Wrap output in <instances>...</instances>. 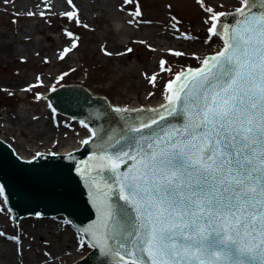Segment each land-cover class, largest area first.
<instances>
[{"label":"snow or ice","instance_id":"snow-or-ice-1","mask_svg":"<svg viewBox=\"0 0 264 264\" xmlns=\"http://www.w3.org/2000/svg\"><path fill=\"white\" fill-rule=\"evenodd\" d=\"M253 3L241 0L231 25L207 9L209 37L223 47L175 74L163 112L122 117V135L97 144L101 171L89 182L100 222L90 246L107 264H264V0L259 12ZM64 15L79 25L76 11ZM66 36L71 47L60 59L78 47ZM148 79L155 85V75Z\"/></svg>","mask_w":264,"mask_h":264},{"label":"rangeland","instance_id":"rangeland-1","mask_svg":"<svg viewBox=\"0 0 264 264\" xmlns=\"http://www.w3.org/2000/svg\"><path fill=\"white\" fill-rule=\"evenodd\" d=\"M16 1L0 0V44L9 35L18 36L24 43V46L14 43V46H19V52L10 60L2 58L9 48L0 46V122L5 128L0 135L13 153L21 152L14 148V141L32 150L24 156L35 152H57L62 145L78 143V138L87 133L81 129L79 122L70 121L67 116L61 118V114L55 115L50 106L41 101L46 90L81 83L94 90L97 96L118 105L144 106L155 103L166 93V85L174 79L175 74L185 67L198 66L204 55L214 54L223 46L219 37H209L211 14L207 9L211 8L216 13H230L241 7V0H133L132 3L110 0V5L103 4L100 9L94 7L84 13L80 9L81 2L76 0L73 5L78 13V25L64 15L73 11L71 6L40 5L38 8L36 5L39 2H36L39 0H34V9L28 0H24V7ZM16 4L20 8L15 7ZM137 5L142 13L140 16L135 15ZM142 21L149 23L140 24ZM68 32L79 38L78 47L60 59L63 49L71 47L72 40L66 36ZM142 35L147 36L149 41H140ZM24 47L30 48L33 58L23 53ZM175 51L185 55L176 57L171 54ZM161 60L166 61L165 68H170V72L161 71ZM152 75L157 77L155 85L148 79ZM12 115L17 119H11ZM30 120L39 129H43L44 122L48 123L58 135L52 132L44 145L35 146V142L39 141L35 127L33 133L25 129V124ZM78 127V135L73 136L72 132ZM2 207L3 213L6 211L4 218L11 221L5 199L0 194V210ZM27 217L34 222L27 224L23 219L20 226L6 228L7 235L22 239V249L35 259V264H47L51 260L50 249L58 245L53 237L58 234L56 229L59 223L51 220L56 229L50 231L53 237H49L45 233L47 229L40 227L41 219L31 215ZM58 218L61 220V217ZM64 229L74 236L72 250L76 249L78 254L62 264H77L90 248L86 242L75 237L76 231L72 227L64 225ZM36 233H40L45 241ZM82 243L84 247H80ZM33 244L35 248H32ZM70 251H64V257L69 258Z\"/></svg>","mask_w":264,"mask_h":264},{"label":"water","instance_id":"water-1","mask_svg":"<svg viewBox=\"0 0 264 264\" xmlns=\"http://www.w3.org/2000/svg\"><path fill=\"white\" fill-rule=\"evenodd\" d=\"M260 10V0H254L252 11L259 12ZM237 15L223 16L221 20L224 24L231 25L235 23L234 17ZM211 55L213 54L204 55V58ZM51 97L54 105L61 112L83 119L87 118L90 121H97V124L94 125V127L96 126L97 137L81 153L56 152L52 154H70L72 156L45 158L36 163L32 160L21 159L25 163L22 165H18L16 159H12L11 154L0 143V180L3 181L5 186L3 188L7 192L8 204L15 210L16 214L33 211L36 208H42L41 210L45 214L65 213L79 223L91 239L90 230L95 229L100 222V214L93 202L89 182L91 176H94L97 171H101L100 161L95 158L98 155L97 144L101 138L107 140L109 136L119 138L122 135L121 128L124 125L122 117L127 119L143 117L147 119L149 116H155L156 111L117 114L105 108L104 118H106H103V123L101 121L103 119L95 115H89L86 112L87 109H92L104 102L101 99L89 98V92L64 86L54 95L52 94L50 100ZM164 106H168V104ZM157 108H160L159 112L164 111L161 106ZM109 142H114V140ZM130 164H132V161L122 164L121 171L125 170ZM24 165L31 168L32 172L29 171L31 172L30 177H19L17 175L20 174V170L16 168L19 166V169H23L25 168ZM9 170L13 171L10 181L7 182L6 178L9 177ZM100 187H103L102 182ZM118 203L122 204L123 202ZM89 252L90 250L77 264H93L99 259L98 252L88 255ZM84 258L87 259L85 262H83ZM102 258L104 257L101 255L100 259Z\"/></svg>","mask_w":264,"mask_h":264},{"label":"bare ground","instance_id":"bare-ground-1","mask_svg":"<svg viewBox=\"0 0 264 264\" xmlns=\"http://www.w3.org/2000/svg\"><path fill=\"white\" fill-rule=\"evenodd\" d=\"M73 1H76V0H72V4H74ZM79 1L81 2L80 3V9L84 13L86 11L90 10V9L91 10L94 9V7L100 9V8H102L103 4L104 5H110V0H88V1L79 0ZM218 1H223V0H218ZM225 1L232 2V0H225ZM16 2H18L19 5H22V7H24L23 5L26 4V2L24 0H17ZM38 2H39V5H36V3H38ZM28 3L29 4L32 3L31 7L34 8V9H35V5L38 8H40V5L44 6V7L57 6V7H60V8L64 7V5H65V7H69L70 6L67 3V1H64V0H39L36 3H35L34 0H28ZM15 7H18L17 4H16ZM18 8H20V7H18ZM73 11H74V9H73ZM101 16L104 17V15H101ZM125 22L128 23L129 21H125ZM148 23L146 21H142L140 24H144L145 25V24H148ZM5 39L6 40L2 44H0V46H1V48L8 47L9 48V52L8 53L4 52V54H2V58H6V59L10 60V59L15 58L16 54L19 52V46L18 45L14 46V43L15 44H22V46H24V43H22V41L20 40V38L18 36L16 37V36H10L9 35V36H6ZM139 40L140 41H149L147 36L144 37L143 35L141 36V39H139ZM157 43H153V45H155V46L159 45ZM193 46H195L198 49V47L195 44ZM186 47H189V45H187ZM199 49L201 50L200 47H199ZM23 53L28 55V57L30 56V58L34 57V56L30 55V48H28V47H24ZM183 54L185 55V53H183ZM200 66H201V64H199L198 67H200ZM185 68H187V67H185ZM190 68L191 69H195L196 66H190ZM140 83L141 82L139 81V84ZM67 86H70V87H73V88H77V89L89 92V98L102 99V98L97 96V93L94 90L86 88L87 86L84 85V84L74 83V84H70V85H67ZM49 93H50L49 91H46L45 94L42 95V98L45 100V103H47L46 96H48V98H50L49 97L50 96ZM137 95H138L137 98L140 99L141 98L140 95L139 94H137ZM168 95H169V92L166 91V93L157 102L152 103V104L151 103L150 104H146L143 107H145L147 109H149V108L150 109H154V108L160 107L162 105H166V104H168L167 100H166V97ZM113 105L115 107H118L115 104H113ZM120 107H122V106H120ZM127 107L130 108V109H134V108L141 107V106L140 105H131V106H127ZM0 115H1V113H0ZM11 119L16 120L17 117L15 115L14 116L12 115ZM32 124H34V122H32L31 120L29 122H27L25 124V129H27L28 133H33L34 127H35V131L37 132V137H39V141L35 142V146L44 145L45 144L44 141L49 139V136L52 135V132H53L54 135H58L57 131L54 130L53 128H51L48 125V123L44 122L45 126L43 127V129H39V126H37L36 124H34V125H32ZM83 126H84V124H83ZM88 128L92 130V128L90 126H88ZM79 131H80L79 127L75 128L74 131L72 132V135L73 136H77ZM3 132H5V128L3 127V124L0 122V133H3ZM89 134H92V133H89ZM0 139H3L2 135H0ZM81 140L82 139L80 137L77 140L78 141V145H76V146L72 145V143H70V142L67 143L66 145H62L57 152H78V151L81 150V147H80L81 143L79 144V142ZM9 142L11 143L12 141L10 140ZM14 144H15V147L14 146H12V147H14L15 149L18 148L19 150H21V152H19V153L16 152V154L21 159L35 161V159L33 157L34 153L32 155H30V156H24L25 153H28L30 151L32 152L31 149H29L27 147H24L21 144H18L16 141H14ZM3 209L4 208L2 207L1 210H0V232L5 233V236L0 238V264H19V261L20 262L22 261V264H35V259L29 257L30 255L28 253H25V251L22 249L23 244H21V242H22L21 238L19 239V244H21L20 246H16V245L13 244V243H16V242H12V241L8 240V238H7V233L8 232H7L6 228H8V227L14 228L16 226H20V222L21 221H16V222L13 223L10 220H6V217L4 218V216H6L5 215L6 211H4L5 213H3V211H2ZM33 213H35V210H33ZM36 215H37V217L35 215H33L32 217L41 219V220H39V223L41 224L40 227L43 228V229H47L45 233L48 234L49 237H53L52 235H50V231H53L52 229H56V226L53 223H51L52 222L50 220L51 217H49V216H41L40 214H36ZM31 222H34V221H31V219L30 220L27 219L25 223L29 224ZM54 222L56 224H58V223L60 224V225L59 224L57 225V229H56L58 231V234H56V236L53 237V239H54L53 241L56 242L58 245L54 249L53 248L50 249V251H51L50 259L51 260H49L47 264H62L64 262L69 261V259L75 257L78 254V252H77L76 249L72 250V245H73V242H74V237H73L72 233H70L68 230L64 229V225H62V221L59 218H57V219L54 218ZM36 235L39 238H41L42 240L45 241V238L43 239V237H42V235L40 233H36ZM10 237H15V236H10ZM32 248H35L34 244H33ZM67 249H68V251L71 250L69 255H68L69 258H66L63 255V252L66 251Z\"/></svg>","mask_w":264,"mask_h":264}]
</instances>
